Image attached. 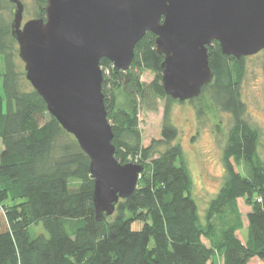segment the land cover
<instances>
[{
	"label": "trees",
	"instance_id": "trees-1",
	"mask_svg": "<svg viewBox=\"0 0 264 264\" xmlns=\"http://www.w3.org/2000/svg\"><path fill=\"white\" fill-rule=\"evenodd\" d=\"M34 1L33 17L44 16L45 0ZM8 3L0 0V264H248L253 257L264 264V164L256 153L258 132L241 116L239 95L245 56L224 55L213 41L208 47L212 78L192 98L201 97L212 81L213 98L234 119L223 154L226 179L209 201L204 221L174 142L177 129L168 117L174 99L162 87L163 55L156 52L155 35L146 32L136 42L125 71L100 58V67L109 69L102 93L114 157L141 163L143 170L134 192L97 220L89 158L26 85ZM145 70L153 73L150 83L140 79ZM158 99L165 100L160 138L142 146L139 111L156 110ZM230 158L244 161L246 173L235 171ZM239 199L249 208L244 240L235 233L243 227ZM215 214L224 219L220 229ZM134 221L141 223L139 229L131 227ZM38 223L44 233L31 237L29 226Z\"/></svg>",
	"mask_w": 264,
	"mask_h": 264
},
{
	"label": "water",
	"instance_id": "water-1",
	"mask_svg": "<svg viewBox=\"0 0 264 264\" xmlns=\"http://www.w3.org/2000/svg\"><path fill=\"white\" fill-rule=\"evenodd\" d=\"M9 1L10 32L26 80L89 158L97 220L134 192L143 170L141 163L114 157L100 58L125 71L136 42L153 33L163 55L164 92L185 101L212 78L213 41L236 59L264 49V0H45L44 16L25 21L23 2Z\"/></svg>",
	"mask_w": 264,
	"mask_h": 264
},
{
	"label": "rangeland",
	"instance_id": "rangeland-1",
	"mask_svg": "<svg viewBox=\"0 0 264 264\" xmlns=\"http://www.w3.org/2000/svg\"><path fill=\"white\" fill-rule=\"evenodd\" d=\"M24 3L22 21L32 18L34 15L35 1L21 0ZM13 3H8L7 9L12 10ZM17 45V44H16ZM18 65L23 71V62L18 59ZM2 71V64H0ZM102 74H109L108 68H101ZM153 73L145 70L140 79L145 83L153 80ZM26 85H30L28 82ZM31 86V85H30ZM212 81L204 89L198 99L185 101L174 100L169 103L168 117L177 129L174 142L179 143L184 165L187 168L190 179V194L197 205V211L204 221V215L209 201L216 195L219 187L226 179V171L223 162V154L228 141L229 130L233 124L232 112L223 109L213 98ZM0 91L2 92V76L0 74ZM239 95L243 103L242 118L258 132L257 154L264 164V49L249 56L242 61L241 75L239 79ZM165 107V100H157V108L154 111L141 109L138 120L141 130V145L146 146L153 138H160V128ZM2 147L0 141V148ZM234 170L245 174V162L233 161ZM237 209L243 227L237 230L236 235L244 240L246 235V221L244 214L249 209L241 199L237 200ZM214 215L218 229L225 225L224 219ZM225 218V217H224ZM223 223V224H222ZM133 229H139L141 223L134 221ZM31 237L44 233L41 223L29 226ZM248 264H260L255 257Z\"/></svg>",
	"mask_w": 264,
	"mask_h": 264
},
{
	"label": "crops",
	"instance_id": "crops-1",
	"mask_svg": "<svg viewBox=\"0 0 264 264\" xmlns=\"http://www.w3.org/2000/svg\"><path fill=\"white\" fill-rule=\"evenodd\" d=\"M242 240V239H241Z\"/></svg>",
	"mask_w": 264,
	"mask_h": 264
}]
</instances>
